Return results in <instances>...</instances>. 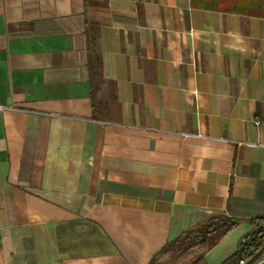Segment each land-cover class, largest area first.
I'll use <instances>...</instances> for the list:
<instances>
[{
    "label": "crops",
    "instance_id": "crops-1",
    "mask_svg": "<svg viewBox=\"0 0 264 264\" xmlns=\"http://www.w3.org/2000/svg\"><path fill=\"white\" fill-rule=\"evenodd\" d=\"M225 215L206 260L264 217V0H0V264H149Z\"/></svg>",
    "mask_w": 264,
    "mask_h": 264
},
{
    "label": "trees",
    "instance_id": "trees-1",
    "mask_svg": "<svg viewBox=\"0 0 264 264\" xmlns=\"http://www.w3.org/2000/svg\"><path fill=\"white\" fill-rule=\"evenodd\" d=\"M88 64L91 77L94 78L100 76L102 63L99 56L92 49H90L89 52ZM263 221L264 217H254L248 222L253 229L254 226ZM240 222V218L237 219L227 215L214 217L205 226L185 231L179 237L169 241L166 247L160 251V254L170 251H193L199 248L200 251L198 252V255L190 262V264H206L205 254L211 250L221 238L225 237L227 233L240 224ZM246 242L247 244L243 250L242 256L244 259H251L258 250L264 247V227L255 230L251 235H247ZM158 255L154 257L149 264H161L156 262Z\"/></svg>",
    "mask_w": 264,
    "mask_h": 264
},
{
    "label": "rangeland",
    "instance_id": "rangeland-1",
    "mask_svg": "<svg viewBox=\"0 0 264 264\" xmlns=\"http://www.w3.org/2000/svg\"><path fill=\"white\" fill-rule=\"evenodd\" d=\"M254 228H255V226H254ZM253 229H251V230H253ZM249 232L244 235V241L245 242L247 240V235H250ZM241 244H242V241L240 240V244H239L238 250L240 249ZM246 244H247V242H246ZM199 251H200V249L198 248V249L193 250V251L184 250V251H178V252H172V251L164 252V253H161L160 255H158V257L156 258V260H157L156 262L157 263H161V264H190V262L193 261L195 259V257L198 255ZM222 262H223V259H221V258L220 259H214V260H211V261L206 260V264H220Z\"/></svg>",
    "mask_w": 264,
    "mask_h": 264
},
{
    "label": "water",
    "instance_id": "water-1",
    "mask_svg": "<svg viewBox=\"0 0 264 264\" xmlns=\"http://www.w3.org/2000/svg\"><path fill=\"white\" fill-rule=\"evenodd\" d=\"M263 227H264V222L258 224L257 226H255L253 230L249 232L250 235L253 234L255 230L263 228ZM241 241H242V244H241L240 249L233 256H231L226 261L220 264H251L255 261V258L258 257L264 251V247H263L262 249L258 250L251 259H244V257L242 256L243 250L246 246V242L244 241V236L241 237Z\"/></svg>",
    "mask_w": 264,
    "mask_h": 264
},
{
    "label": "built area",
    "instance_id": "built-area-1",
    "mask_svg": "<svg viewBox=\"0 0 264 264\" xmlns=\"http://www.w3.org/2000/svg\"><path fill=\"white\" fill-rule=\"evenodd\" d=\"M251 264H264V251L259 255L257 259Z\"/></svg>",
    "mask_w": 264,
    "mask_h": 264
}]
</instances>
